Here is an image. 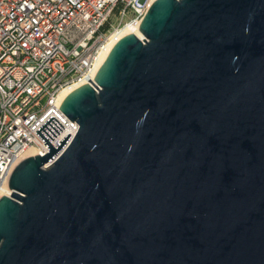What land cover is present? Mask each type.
<instances>
[{
    "label": "water",
    "instance_id": "1",
    "mask_svg": "<svg viewBox=\"0 0 264 264\" xmlns=\"http://www.w3.org/2000/svg\"><path fill=\"white\" fill-rule=\"evenodd\" d=\"M13 168L0 264H264V0H154Z\"/></svg>",
    "mask_w": 264,
    "mask_h": 264
},
{
    "label": "built area",
    "instance_id": "2",
    "mask_svg": "<svg viewBox=\"0 0 264 264\" xmlns=\"http://www.w3.org/2000/svg\"><path fill=\"white\" fill-rule=\"evenodd\" d=\"M148 5V0H0V193L26 150L39 155L49 150L35 130L50 116L63 126L50 144L57 147L68 132L64 146L70 142L79 125L61 111V91L93 82L124 17L133 13L140 19Z\"/></svg>",
    "mask_w": 264,
    "mask_h": 264
},
{
    "label": "bare ground",
    "instance_id": "3",
    "mask_svg": "<svg viewBox=\"0 0 264 264\" xmlns=\"http://www.w3.org/2000/svg\"><path fill=\"white\" fill-rule=\"evenodd\" d=\"M154 0H148V4H150L151 2H153ZM140 19H131L126 21L121 27L120 29H118L110 38V41L105 49V51L102 53L100 59H99V65L102 63V61L104 60V58L106 57V55L108 54L109 50L111 49V47L117 42V40H119L122 36L128 34V33H135L138 34V24H139ZM139 35V34H138ZM82 84H85L83 81H79L77 83H74L66 88H64L60 95L59 98H64L71 90L75 89L78 86H81ZM35 154V151L33 149H28L23 153V157L29 156V155H33ZM10 189L5 187L4 189H2L0 194L3 195H8L10 194Z\"/></svg>",
    "mask_w": 264,
    "mask_h": 264
},
{
    "label": "rangeland",
    "instance_id": "4",
    "mask_svg": "<svg viewBox=\"0 0 264 264\" xmlns=\"http://www.w3.org/2000/svg\"><path fill=\"white\" fill-rule=\"evenodd\" d=\"M134 14L133 13H129L127 16L124 17V21H128V20H131V19H134ZM117 24V19H114L113 20V25H116Z\"/></svg>",
    "mask_w": 264,
    "mask_h": 264
}]
</instances>
